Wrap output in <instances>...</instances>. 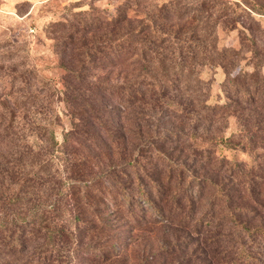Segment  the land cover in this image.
I'll use <instances>...</instances> for the list:
<instances>
[{"label": "trees", "instance_id": "trees-1", "mask_svg": "<svg viewBox=\"0 0 264 264\" xmlns=\"http://www.w3.org/2000/svg\"><path fill=\"white\" fill-rule=\"evenodd\" d=\"M173 1L126 0L112 14L90 3L72 13L69 33L56 40L62 88L42 81L30 93L35 100L23 102L22 120L10 105L0 113V264L110 260L117 246H99L109 242L100 234L112 226L102 215L111 207L121 225L167 220L195 234L229 229L226 245L206 241L215 264H264V54L252 14L263 9L248 5L250 25H243L253 70L232 74L246 57L218 45L217 28L230 20L222 0ZM219 66L225 102L211 104L203 71ZM117 67L124 72L107 82ZM56 92L70 125L61 140L59 109L43 103ZM230 117L237 132L213 130ZM160 119L183 126L160 136L175 150L144 148ZM223 149L249 159H229ZM97 196L105 197L99 208Z\"/></svg>", "mask_w": 264, "mask_h": 264}, {"label": "rangeland", "instance_id": "rangeland-1", "mask_svg": "<svg viewBox=\"0 0 264 264\" xmlns=\"http://www.w3.org/2000/svg\"><path fill=\"white\" fill-rule=\"evenodd\" d=\"M126 0H0V113L6 111L7 106H12L18 115V120H22L24 115L22 110L23 102L30 104L35 100L37 87L48 82V85L55 83L57 89L62 88L61 74L58 54H56V40L58 37L67 35L68 21H72V13L90 8V3L96 8V11L112 14L121 2ZM153 4H168L172 0H150ZM192 5H196L200 0H187ZM223 1V2H222ZM218 3L222 6L226 13H229V21L221 20L217 28L218 45L221 48L236 50L239 56L246 57L241 60L240 66L236 67L232 74H235L240 68L253 70L250 66L249 58L254 56L247 46H242L248 30L243 25H250V19L247 10L250 11L248 5H252L264 10V0H222ZM175 2V0L173 1ZM154 12L157 6L152 7ZM218 8V6H217ZM263 13L253 12L252 14L258 20V29L255 34L261 39L263 45L261 55L264 54V11ZM217 11V9H216ZM136 19L144 16L143 12H135ZM217 14V12H216ZM215 14V15H216ZM219 15V13H218ZM152 16V15H151ZM233 18L237 19L234 20ZM68 19V21H66ZM170 24L177 23L176 19ZM169 23V22H168ZM169 24V25H170ZM254 27H256L254 25ZM246 33V34H245ZM259 35V36H258ZM58 53V52H57ZM60 54V52H59ZM262 71L264 74V58ZM110 74V83H115L122 71L120 68H114ZM26 72V75H24ZM109 72V71H107ZM203 76L209 81L211 104L224 103V83L226 81V71L219 66L216 69L206 68ZM43 81V82H42ZM41 83V84H40ZM25 89V90H24ZM43 94L39 95L40 102ZM37 98V100H38ZM61 98L57 96H48L43 100L44 104H55L59 109L60 117L63 121L57 125V135L59 140L62 139L63 128L69 129L68 116L66 114V106ZM50 101V102H49ZM35 110V109H34ZM160 124H153L149 127L145 134L144 147L152 149L151 144L160 147L165 151L175 150L172 142H166L164 145L163 136L168 133V129L182 131L183 126L177 122L166 123L160 119ZM238 125L235 117H230L228 122L223 120L216 125L213 130L219 129L231 136L237 132ZM151 142V143H150ZM221 152L228 157L237 158L238 160H248V152L223 149ZM259 152H264L260 150ZM183 155L178 151L174 156ZM104 196L95 199L96 207L104 205ZM218 212V211H217ZM107 218L110 228H106L101 232L102 239H108L109 242L99 247L111 249L113 245L117 246L118 252L110 260L106 262H94L87 259H78L68 262L67 264H215L213 257L212 244L206 243L209 239L218 241L221 246L227 244L229 229H222L218 233H209L211 230L204 227L199 234L192 232L191 228H184L172 224L164 220L159 223H143L141 225H133L127 223L121 225L120 214L116 213L111 207L102 212ZM200 212L196 219L200 218ZM226 211L222 208L219 214H216L214 221L221 223L225 217ZM255 223L260 217H253ZM213 221V222H214ZM254 223V222H253ZM209 225V224H208ZM212 242V241H211ZM108 251V250H107ZM109 252V251H108ZM110 254V255H111ZM61 259L52 264H60ZM66 261L63 263L65 264Z\"/></svg>", "mask_w": 264, "mask_h": 264}]
</instances>
